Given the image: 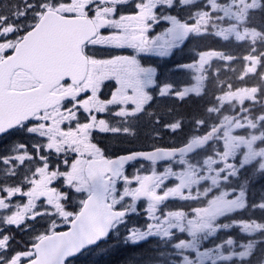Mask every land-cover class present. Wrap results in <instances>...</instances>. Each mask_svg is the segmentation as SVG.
Returning a JSON list of instances; mask_svg holds the SVG:
<instances>
[{
	"label": "snow or ice",
	"instance_id": "6c2138e0",
	"mask_svg": "<svg viewBox=\"0 0 264 264\" xmlns=\"http://www.w3.org/2000/svg\"><path fill=\"white\" fill-rule=\"evenodd\" d=\"M0 143V264H264V0H0Z\"/></svg>",
	"mask_w": 264,
	"mask_h": 264
},
{
	"label": "trees",
	"instance_id": "16d2710c",
	"mask_svg": "<svg viewBox=\"0 0 264 264\" xmlns=\"http://www.w3.org/2000/svg\"><path fill=\"white\" fill-rule=\"evenodd\" d=\"M203 43V42H202ZM195 42H193V44H190L189 47H194ZM162 59L158 58V57H144V62L145 63H160ZM170 62V66L167 68V71L165 72V74L169 75L170 78L175 79V80H180V79H184V75L182 73L176 72L174 65L176 63H182L184 62V54H177L176 56H173L172 58H170L169 60ZM172 69V72H169V69ZM169 99V98H168ZM172 103V100L169 99Z\"/></svg>",
	"mask_w": 264,
	"mask_h": 264
},
{
	"label": "flooded vegetation",
	"instance_id": "af4514ba",
	"mask_svg": "<svg viewBox=\"0 0 264 264\" xmlns=\"http://www.w3.org/2000/svg\"><path fill=\"white\" fill-rule=\"evenodd\" d=\"M169 60L170 59H165V60H161L160 63H146V64H152L153 66H157L161 73H165L167 71V68L170 66ZM160 103L161 104H169L170 105L171 101L168 98H162L160 100ZM102 140H104L105 143L108 144V142L106 140H110V139H109L108 135H105V136L102 137ZM3 147H4V144L0 143V148L2 149ZM128 170L131 171L132 170L131 167H128Z\"/></svg>",
	"mask_w": 264,
	"mask_h": 264
},
{
	"label": "rangeland",
	"instance_id": "374dc122",
	"mask_svg": "<svg viewBox=\"0 0 264 264\" xmlns=\"http://www.w3.org/2000/svg\"><path fill=\"white\" fill-rule=\"evenodd\" d=\"M131 53V50H127V52H125L124 54H129ZM115 54V53H114ZM145 57H154V56H150V55H146ZM182 80V79H180ZM105 135H108L109 136V139L110 140H106L108 142V145L110 148H115V147H119V145H116L115 141H113L111 138H110V135L109 134H100V139H102L103 136ZM1 149V148H0Z\"/></svg>",
	"mask_w": 264,
	"mask_h": 264
}]
</instances>
